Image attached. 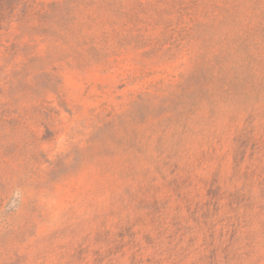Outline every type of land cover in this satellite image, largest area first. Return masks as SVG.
Wrapping results in <instances>:
<instances>
[{
	"label": "rangeland",
	"instance_id": "374dc122",
	"mask_svg": "<svg viewBox=\"0 0 264 264\" xmlns=\"http://www.w3.org/2000/svg\"><path fill=\"white\" fill-rule=\"evenodd\" d=\"M0 264H264V0H21Z\"/></svg>",
	"mask_w": 264,
	"mask_h": 264
},
{
	"label": "trees",
	"instance_id": "16d2710c",
	"mask_svg": "<svg viewBox=\"0 0 264 264\" xmlns=\"http://www.w3.org/2000/svg\"><path fill=\"white\" fill-rule=\"evenodd\" d=\"M21 0H0V38L1 31L4 28V23L7 22L9 17L12 15L16 5Z\"/></svg>",
	"mask_w": 264,
	"mask_h": 264
}]
</instances>
